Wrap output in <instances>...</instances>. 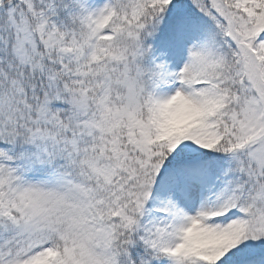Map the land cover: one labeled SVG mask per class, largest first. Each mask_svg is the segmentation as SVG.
Instances as JSON below:
<instances>
[{"label": "snow or ice", "instance_id": "snow-or-ice-1", "mask_svg": "<svg viewBox=\"0 0 264 264\" xmlns=\"http://www.w3.org/2000/svg\"><path fill=\"white\" fill-rule=\"evenodd\" d=\"M0 264H264V0H0Z\"/></svg>", "mask_w": 264, "mask_h": 264}]
</instances>
